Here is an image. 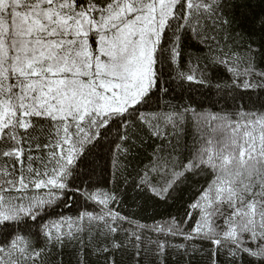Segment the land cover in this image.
Listing matches in <instances>:
<instances>
[{"label": "snow or ice", "instance_id": "1", "mask_svg": "<svg viewBox=\"0 0 264 264\" xmlns=\"http://www.w3.org/2000/svg\"><path fill=\"white\" fill-rule=\"evenodd\" d=\"M257 19L258 47L239 51L233 24ZM186 36L202 53L185 55ZM193 64L199 81L185 75ZM209 68L234 75L213 105L235 111L197 114L191 105L205 101L191 94L161 110L172 83L203 84ZM241 88L264 91V11L250 0H0V264H63L54 250L67 246L98 264H123L116 254L129 249L136 264L141 252L163 264L197 239L211 245L206 264H264V102L248 111ZM146 145L147 163L132 167ZM98 168L113 187L93 179ZM129 188L164 203L190 194L183 215L148 225L114 210ZM76 195L99 207L56 211Z\"/></svg>", "mask_w": 264, "mask_h": 264}, {"label": "trees", "instance_id": "2", "mask_svg": "<svg viewBox=\"0 0 264 264\" xmlns=\"http://www.w3.org/2000/svg\"><path fill=\"white\" fill-rule=\"evenodd\" d=\"M243 0H232V3H242ZM255 13L259 15L262 11H264V0H250ZM229 18H231L232 14L235 12L238 15V11L229 7L227 9ZM233 29L235 33H240L243 37L242 40H237V43L241 45L239 51H243V45L248 43H253L254 47H258V42L260 39V22L259 19L256 20L255 27L245 26V27H237L236 24H233ZM231 44V42H229ZM184 52L187 56L188 53H192L193 57L202 53V49H200L195 41L190 37L184 38ZM203 63V61H201ZM192 72L188 73L185 70V75L193 74L196 78V81L201 79L200 71L196 69L195 65H191ZM205 75L209 76V79L205 80L203 84L192 82L189 83L185 80L184 84L181 86L179 84V80L170 85L169 95L164 96L161 93V110H163V105L165 102L169 104H184L189 100V95L191 94L196 100H203L205 103L203 106H199L196 104H192L191 108H195L197 114L203 113L206 116L217 115V114H226L232 111H235L234 104L231 100H228L227 104L224 100H220L219 103L213 105V101L217 99V96L224 95L223 92L217 93L216 87L220 85L222 88L224 85L231 86L235 77L232 73L226 72L223 68H209L205 71ZM209 85H211V91L208 90ZM237 95H242L244 98V103L248 106V111H257L260 110V105L264 102V91L259 89H251L248 91H244L242 88L238 90ZM243 111V109H241ZM198 131L196 118L192 116L191 112L189 114V122L186 126V133L184 136V141L191 145L193 141V137L196 135ZM159 141H156L158 143ZM149 143H152L149 141ZM151 155V148L144 146L142 151L136 154V159L131 160L132 167H141L142 163L146 164L148 157ZM101 168L105 165V160H99ZM101 168L97 169V176L93 179L100 181H107V185L104 183L100 184V187H113L111 179L107 172H101ZM119 187H123V185H119ZM42 194V193H39ZM190 194L189 188H184L182 192L177 193L178 199L174 202L169 200L167 203L162 201H156L153 199H149L145 196L138 195L133 192L131 188L128 189V194L126 197V203L123 207L120 205H116L114 210H120L121 214L134 213V218L139 223H146L148 225H152L154 220L160 223H163L165 220L169 219V214H180L183 215L184 207L182 205L186 204L188 196ZM92 202L89 201L88 204L85 203L84 199L79 195L73 197L70 201L71 207L61 206L56 211L58 213L62 212L63 215L67 217L75 218L78 215V212H92L95 210L98 205L90 207L89 204ZM84 223H87L86 218ZM146 236H151L152 239H155V235L151 233H145ZM86 238V237H85ZM170 243L179 245L183 243V240L177 238L175 240H171ZM211 245L207 242H200L198 239L193 243L188 245V251L185 252L183 249L173 250L169 248L167 250L166 255L163 257V264H206L208 261L207 252ZM193 248L196 250L194 251ZM79 250H73L72 246L65 247L62 251L57 248L54 250V254L56 256L57 262L62 257L63 264H80V261H83L84 264H98V257L94 252L89 250L88 252H83ZM134 250L129 249L125 253H117V259L122 261L123 264H136V259L133 255ZM154 259L150 254L145 255L141 252V260L140 264H151V261ZM248 259L245 257L244 264H248ZM226 258L224 256L220 257V264H225Z\"/></svg>", "mask_w": 264, "mask_h": 264}]
</instances>
